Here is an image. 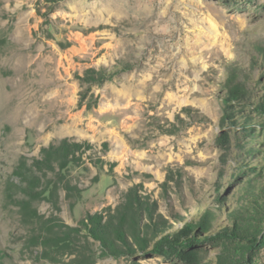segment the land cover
<instances>
[{"label":"rangeland","instance_id":"obj_1","mask_svg":"<svg viewBox=\"0 0 264 264\" xmlns=\"http://www.w3.org/2000/svg\"><path fill=\"white\" fill-rule=\"evenodd\" d=\"M0 264H264V0H0Z\"/></svg>","mask_w":264,"mask_h":264},{"label":"trees","instance_id":"obj_2","mask_svg":"<svg viewBox=\"0 0 264 264\" xmlns=\"http://www.w3.org/2000/svg\"><path fill=\"white\" fill-rule=\"evenodd\" d=\"M236 75L233 73L227 79L226 86L231 90L232 95L234 94V99H238L237 94L241 93L239 85L235 84ZM90 144L84 142H70L67 138L59 141L58 144H52L48 147H44L41 151V156L39 161L36 163L38 167L45 165H50L51 162L57 164L59 167H65L70 163H78L81 160L82 154ZM209 214L208 211L201 215V220L199 224H187L185 228L190 230L191 228H198L196 235L205 234L207 226L209 225ZM88 222L85 224L86 227H89L90 234L98 240H107L112 236H118L122 234V230L119 227L112 228V224L109 223L105 225L102 223V216L98 214L88 215ZM158 245V243L156 244ZM156 249H159L156 246Z\"/></svg>","mask_w":264,"mask_h":264}]
</instances>
